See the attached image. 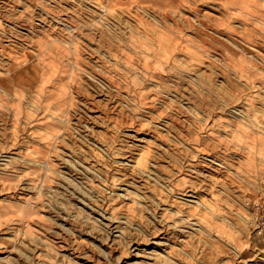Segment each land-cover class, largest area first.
<instances>
[{"label": "rangeland", "instance_id": "1", "mask_svg": "<svg viewBox=\"0 0 264 264\" xmlns=\"http://www.w3.org/2000/svg\"><path fill=\"white\" fill-rule=\"evenodd\" d=\"M263 105L264 0H0V264H264Z\"/></svg>", "mask_w": 264, "mask_h": 264}, {"label": "bare ground", "instance_id": "2", "mask_svg": "<svg viewBox=\"0 0 264 264\" xmlns=\"http://www.w3.org/2000/svg\"><path fill=\"white\" fill-rule=\"evenodd\" d=\"M182 1H183V0H182ZM28 3H29V2H28ZM180 4H181V3H180ZM185 4H186V3H185ZM189 5H190V4H189ZM189 5H188V6H189ZM191 5H192V4H191ZM148 6H149V5H148ZM148 6H147V7H148ZM171 6H173V5H171ZM198 6H199V4H198ZM149 7H150V6H149ZM156 7H157V6H156ZM158 7H159V6H158ZM206 7H207V5H206ZM150 8H151V7H150ZM154 8H155V7H154ZM196 8H197V7H196ZM219 8H220V7H219ZM151 10H152V8H151ZM217 10H218V9H217ZM172 11H173V10H172ZM193 11H195V10H193ZM219 11H220V10H219ZM219 11H218V12H219ZM153 12H154V11H153ZM169 12H170V11H169ZM196 12H197V11H196ZM200 12H201V11H200ZM234 12H235V11H234ZM149 13H150V12H149ZM197 13H198V12H197ZM221 13L224 14V12H222V11H221ZM171 14H172V13H170V15H171ZM233 14H234V13H233ZM197 15H198V14H197ZM234 15H235V14H234ZM234 15H233V16H234ZM198 16H200V14H199ZM198 16H196V17H198ZM206 16H207V15H206ZM194 17H195V16H194ZM209 17H210V15H209ZM221 17H223V16H221ZM198 18H199V17H198ZM218 18H220V17H218ZM229 18H230V17H229ZM172 19H174V18H172ZM183 19H184V18H183ZM210 19H211V18H210ZM221 19H222V18H220V20H221ZM215 20H216V19H215ZM224 20H225V19H224ZM226 21H227V20H226ZM58 23H59V22H58ZM175 23H176V22H175ZM186 23H188V22H186ZM177 24H178V23H177ZM212 25H213V24H212ZM160 26H161V25H160ZM179 26H180V25H179ZM217 29H218V28H217ZM245 34H247V33L245 32ZM247 35H248V34H247ZM250 36H252L251 33H250ZM253 37H254V35H253ZM253 37H251V38H253ZM118 41H119V40H118ZM118 41H117V42H118ZM123 45H124V44H123ZM123 45H122V46H123ZM120 48H121V47H120ZM118 51H119V50H118ZM40 55H41V54H40ZM119 59H120V58H119ZM188 61H189V60H188ZM122 63H123V61H122ZM203 63H204V62H203ZM117 64H118V63H117ZM227 64H228V63H227ZM118 65H119V64H118ZM194 68H195V67H194ZM194 68H193V69H194ZM176 73H177V72H176ZM200 73H201V72H200ZM184 74H185V73H184ZM188 74H189V73H188ZM195 75H196V74H195ZM197 75H198V74H197ZM178 77H179V76H178ZM203 77H204V75H203ZM185 78H186V77H185ZM185 78H184V79H185ZM187 78H188V77H187ZM187 78H186V79H187ZM204 78H205V77H204ZM208 80H209V79H208ZM212 80H213V79H212ZM200 81H201V80H200ZM203 81H204V80H203ZM193 82H194V81H193ZM195 82H196V81H195ZM201 82H202V81H201ZM201 82H200V83H201ZM243 82H244V81H243ZM222 83H223V82H222ZM245 84H246V83H245ZM189 85H190V84H189ZM196 85H198V84H196ZM255 85H257V84H255ZM201 87H202V86H201ZM247 87H248V86H247ZM259 87H260V86H259ZM199 90H200V89H199ZM202 91H203V90H202ZM256 99H257V98H256ZM256 99H255V101H256ZM248 100H249V99H248ZM209 101H210V100H209ZM245 101H246V100H245ZM249 101H250V100H249ZM207 103H208V102H207ZM251 104H252V103H251ZM205 105H206V104H205ZM251 106H252V105H251ZM263 106H264V105H263ZM246 107H247V105H246ZM247 108H248V107H247ZM253 108H254V107H253ZM230 109H231V108H230ZM235 110H236V109H235ZM259 110H260V109H259ZM177 113H178V112H177ZM241 113H242V112H241ZM258 113H259V112H258ZM174 114H175V113H174ZM153 118H154V117H153ZM244 118H245V117H244ZM251 123H252V122H251ZM246 124H247V123H246ZM257 124H258V123H257ZM238 125H239V124H238ZM236 126H237V125H236ZM169 128H170V127H169ZM251 128H254V127H251ZM170 129H172V128H170ZM229 132H230V131H229ZM259 132H260V131H259ZM233 133H234V132H233ZM231 135H232V134H231ZM233 136H234V135H233ZM235 137H236V136H235ZM243 137H244V136H243ZM238 138H239V137H238ZM164 139H165V138H164ZM167 146H168V144H167ZM168 148H169V147H168ZM167 150H168V149H167ZM167 150H166V151H167ZM160 151H161V150H160ZM162 154H163V153H162ZM165 155H167V154H165ZM159 157H160V156H159ZM247 157H248V156H247ZM168 158H169V157H168ZM180 159H181V158H180ZM166 162H167V161H166ZM159 166H160V165H159ZM160 167H161V166H160ZM158 169H159V168H158ZM165 169H166V168H165ZM168 172H169V171H168Z\"/></svg>", "mask_w": 264, "mask_h": 264}]
</instances>
